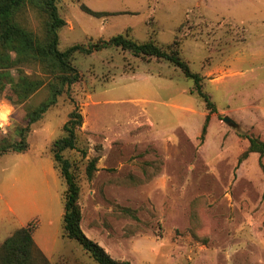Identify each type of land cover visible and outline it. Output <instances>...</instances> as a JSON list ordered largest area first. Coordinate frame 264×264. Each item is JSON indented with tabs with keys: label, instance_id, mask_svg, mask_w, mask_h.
I'll list each match as a JSON object with an SVG mask.
<instances>
[{
	"label": "rangeland",
	"instance_id": "1",
	"mask_svg": "<svg viewBox=\"0 0 264 264\" xmlns=\"http://www.w3.org/2000/svg\"><path fill=\"white\" fill-rule=\"evenodd\" d=\"M57 10L58 50L90 52L73 55L80 80L30 125L27 150L0 157V246L31 227L51 264H96L62 233L65 184L52 143L76 107V148L63 156L80 188V228L112 259L264 264V155L244 156L246 137L264 142V0H58ZM25 18L39 31L34 14ZM118 35L177 50L202 78L216 108L203 137L209 112L192 82L164 60L96 47ZM24 72L45 79L35 67ZM10 97L0 91V137L15 140L47 92L20 104Z\"/></svg>",
	"mask_w": 264,
	"mask_h": 264
},
{
	"label": "trees",
	"instance_id": "2",
	"mask_svg": "<svg viewBox=\"0 0 264 264\" xmlns=\"http://www.w3.org/2000/svg\"><path fill=\"white\" fill-rule=\"evenodd\" d=\"M57 2L58 0H0V91L8 87L10 98L15 104L26 102L41 88H45L47 92L42 103L26 111V126L16 131L15 140L7 136L0 137V157L7 153H24L27 150L26 138L30 125L37 122L57 103L60 96L80 80V74L72 64V57L77 52L89 53L90 49L73 45L64 51L58 50V32L65 26V21L58 14ZM84 10L98 15L88 9ZM27 12L38 19L39 31L29 27L25 18ZM96 47H120L136 56L164 60L179 69L184 78L192 82L191 94L200 99L209 112L201 130V137L205 135L209 115L215 113L216 108L209 96L202 91V78L190 70L177 50H163L152 41L138 44L122 35L101 41ZM25 67L37 68L45 79L25 74ZM12 71L16 72L15 78L11 75ZM81 125L82 116L75 107L63 126L62 137L52 143L53 162L65 184L62 233L65 238L77 242L96 264H127L112 259L102 247L87 238L80 228V188L71 163L64 158L63 153L76 148L77 131ZM246 138L248 148L244 156L251 153L264 155V142L253 137ZM96 163L97 158H92L87 163L86 175L89 179L97 170ZM121 213L137 220L134 212L129 209L122 208ZM31 232V227L18 229L2 243L0 264H51L35 246Z\"/></svg>",
	"mask_w": 264,
	"mask_h": 264
},
{
	"label": "water",
	"instance_id": "3",
	"mask_svg": "<svg viewBox=\"0 0 264 264\" xmlns=\"http://www.w3.org/2000/svg\"><path fill=\"white\" fill-rule=\"evenodd\" d=\"M224 121H225V122H228V119H227V118H225V119H224Z\"/></svg>",
	"mask_w": 264,
	"mask_h": 264
}]
</instances>
